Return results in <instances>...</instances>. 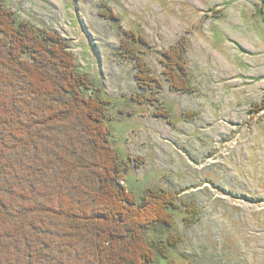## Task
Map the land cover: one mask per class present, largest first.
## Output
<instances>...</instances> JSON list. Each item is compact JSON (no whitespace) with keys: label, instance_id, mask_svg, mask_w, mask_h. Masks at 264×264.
Returning a JSON list of instances; mask_svg holds the SVG:
<instances>
[{"label":"rangeland","instance_id":"rangeland-1","mask_svg":"<svg viewBox=\"0 0 264 264\" xmlns=\"http://www.w3.org/2000/svg\"><path fill=\"white\" fill-rule=\"evenodd\" d=\"M0 5L55 33L93 79L84 93L106 107L124 194L164 199L161 224L138 229L155 264H264V0Z\"/></svg>","mask_w":264,"mask_h":264},{"label":"trees","instance_id":"trees-1","mask_svg":"<svg viewBox=\"0 0 264 264\" xmlns=\"http://www.w3.org/2000/svg\"><path fill=\"white\" fill-rule=\"evenodd\" d=\"M16 22L0 5V264H155L138 229L161 224L164 199L124 194L93 79L55 33Z\"/></svg>","mask_w":264,"mask_h":264}]
</instances>
